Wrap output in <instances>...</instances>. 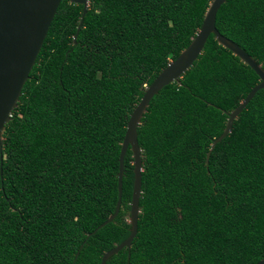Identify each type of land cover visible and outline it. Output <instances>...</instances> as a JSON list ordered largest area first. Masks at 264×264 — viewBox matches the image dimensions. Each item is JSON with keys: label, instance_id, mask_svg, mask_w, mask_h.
<instances>
[{"label": "trees", "instance_id": "1", "mask_svg": "<svg viewBox=\"0 0 264 264\" xmlns=\"http://www.w3.org/2000/svg\"><path fill=\"white\" fill-rule=\"evenodd\" d=\"M211 0H61L5 125L0 264H100L130 233L128 117L201 26ZM220 34L264 68V0H226ZM259 82L210 34L178 80L149 101L137 140V233L106 264H255L264 258V89L206 153Z\"/></svg>", "mask_w": 264, "mask_h": 264}, {"label": "water", "instance_id": "2", "mask_svg": "<svg viewBox=\"0 0 264 264\" xmlns=\"http://www.w3.org/2000/svg\"><path fill=\"white\" fill-rule=\"evenodd\" d=\"M71 3L82 4V13L73 36L76 42L77 33L87 12L88 0H68ZM226 0H211L196 34L190 43L180 51L176 58L170 60L167 65L157 74L153 81L144 88L143 95L133 107L127 123L123 140L121 142L118 157L117 188L118 198L114 212L98 225L101 228L111 222L117 215L122 195V177L124 171V156L130 149L133 158V187L127 222L130 225L129 235L113 248L105 251L101 257L100 264H106L107 259L117 253L123 247L128 249L137 233V220L139 199L141 195V148L137 140V126L146 111L150 99L165 85L170 84L184 74L193 62L201 54L207 38L214 35L218 44L229 49L243 63L252 68L259 78L246 94L243 100L227 114V120L222 133L210 144L206 153L205 163L214 146L230 132L233 121L242 112L248 102L259 89H264V68L256 60L247 54L234 41L220 34L215 26L216 13ZM61 0H0V172L2 166V139L5 125L11 118V113L16 108L22 88L29 78L37 55L42 47L50 24L55 16ZM255 264H264V258Z\"/></svg>", "mask_w": 264, "mask_h": 264}]
</instances>
